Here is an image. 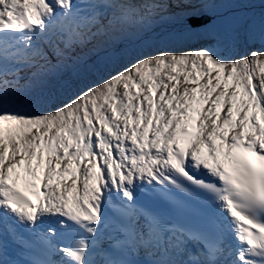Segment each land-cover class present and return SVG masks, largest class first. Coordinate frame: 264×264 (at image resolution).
Returning a JSON list of instances; mask_svg holds the SVG:
<instances>
[{"label":"snow or ice","instance_id":"6c2138e0","mask_svg":"<svg viewBox=\"0 0 264 264\" xmlns=\"http://www.w3.org/2000/svg\"><path fill=\"white\" fill-rule=\"evenodd\" d=\"M264 0H0V264H264Z\"/></svg>","mask_w":264,"mask_h":264}]
</instances>
